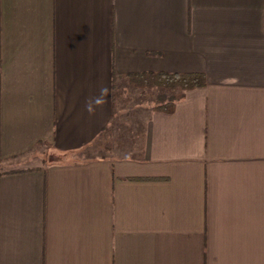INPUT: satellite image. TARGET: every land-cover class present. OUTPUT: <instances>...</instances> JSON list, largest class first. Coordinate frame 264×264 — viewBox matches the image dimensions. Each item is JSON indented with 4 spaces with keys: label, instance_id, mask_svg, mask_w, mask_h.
I'll return each mask as SVG.
<instances>
[{
    "label": "crops",
    "instance_id": "0c3cea01",
    "mask_svg": "<svg viewBox=\"0 0 264 264\" xmlns=\"http://www.w3.org/2000/svg\"><path fill=\"white\" fill-rule=\"evenodd\" d=\"M144 71L206 85L171 112L152 91L139 158L56 160L134 88L114 73ZM19 158L42 164L0 175V264H264V0H0V162Z\"/></svg>",
    "mask_w": 264,
    "mask_h": 264
},
{
    "label": "trees",
    "instance_id": "16d2710c",
    "mask_svg": "<svg viewBox=\"0 0 264 264\" xmlns=\"http://www.w3.org/2000/svg\"><path fill=\"white\" fill-rule=\"evenodd\" d=\"M118 78H124L130 86L138 89L139 95L142 98H150L153 90L161 91V94H156L161 104L156 108L160 110L164 108L170 112L174 109L176 103L184 98L187 91L206 85L205 74L201 72L144 71L125 75H117L114 73L112 79V88L114 90L117 87L116 81ZM115 99V93H112V104L115 102ZM113 107L114 110L112 111L108 123L102 129V132L107 131L108 136L113 138L109 146L114 153V157L122 159L139 158L144 150L145 138L143 127L138 126L139 120L137 123L136 121H133V123L127 121L123 124V127L120 128V133H117L114 127L116 125L118 127L119 124H116V109L115 106H112V108ZM21 170H24L23 167L0 170V175Z\"/></svg>",
    "mask_w": 264,
    "mask_h": 264
},
{
    "label": "rangeland",
    "instance_id": "374dc122",
    "mask_svg": "<svg viewBox=\"0 0 264 264\" xmlns=\"http://www.w3.org/2000/svg\"><path fill=\"white\" fill-rule=\"evenodd\" d=\"M115 96L117 100V103L115 105L116 124L118 123L119 125L118 127L116 125L114 128L117 133H120V128H122L123 124L127 121H130L129 123H133V121H136L137 123L138 120L142 121V118L145 116L146 107L149 108L151 103H155L154 96L148 98L146 102L143 101V99L145 98H140V96L138 95V90L135 88H125L122 90L118 88L115 90ZM112 140L113 138L111 136H108L107 131H103L98 135L96 139H94L92 143L79 151H66L57 148L56 150H54V153L60 158L58 157V159L56 160L61 161L66 158L67 160H76L98 156H114V153L109 146ZM29 156L27 157L29 158ZM44 160H49V157ZM41 164L42 162L39 159L27 161V158H19L0 162V170Z\"/></svg>",
    "mask_w": 264,
    "mask_h": 264
}]
</instances>
